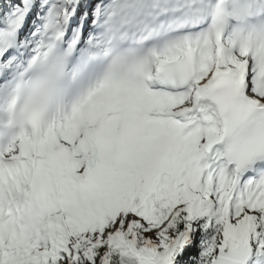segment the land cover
<instances>
[{
	"label": "snow or ice",
	"instance_id": "snow-or-ice-1",
	"mask_svg": "<svg viewBox=\"0 0 264 264\" xmlns=\"http://www.w3.org/2000/svg\"><path fill=\"white\" fill-rule=\"evenodd\" d=\"M0 264H264V0H0Z\"/></svg>",
	"mask_w": 264,
	"mask_h": 264
}]
</instances>
